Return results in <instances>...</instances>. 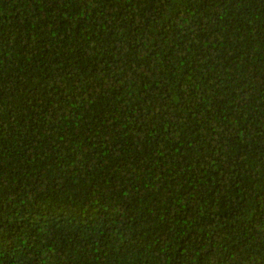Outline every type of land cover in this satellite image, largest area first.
<instances>
[{"label": "trees", "instance_id": "16d2710c", "mask_svg": "<svg viewBox=\"0 0 264 264\" xmlns=\"http://www.w3.org/2000/svg\"><path fill=\"white\" fill-rule=\"evenodd\" d=\"M0 264H264V0H0Z\"/></svg>", "mask_w": 264, "mask_h": 264}]
</instances>
